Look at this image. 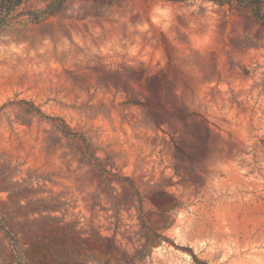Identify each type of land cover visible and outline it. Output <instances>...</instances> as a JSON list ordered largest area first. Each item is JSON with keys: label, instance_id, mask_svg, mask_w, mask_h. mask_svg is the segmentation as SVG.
<instances>
[{"label": "rangeland", "instance_id": "374dc122", "mask_svg": "<svg viewBox=\"0 0 264 264\" xmlns=\"http://www.w3.org/2000/svg\"><path fill=\"white\" fill-rule=\"evenodd\" d=\"M253 13L0 0V264H264Z\"/></svg>", "mask_w": 264, "mask_h": 264}, {"label": "trees", "instance_id": "16d2710c", "mask_svg": "<svg viewBox=\"0 0 264 264\" xmlns=\"http://www.w3.org/2000/svg\"><path fill=\"white\" fill-rule=\"evenodd\" d=\"M253 2H254L253 17L257 20V22L261 24V26L264 29V12L262 11V5L259 0H253Z\"/></svg>", "mask_w": 264, "mask_h": 264}]
</instances>
